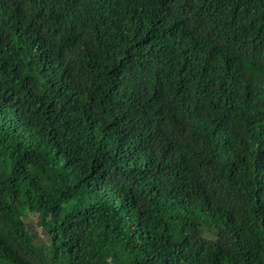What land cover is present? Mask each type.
Masks as SVG:
<instances>
[{
    "label": "trees",
    "instance_id": "1",
    "mask_svg": "<svg viewBox=\"0 0 264 264\" xmlns=\"http://www.w3.org/2000/svg\"><path fill=\"white\" fill-rule=\"evenodd\" d=\"M0 264H264V0H0Z\"/></svg>",
    "mask_w": 264,
    "mask_h": 264
}]
</instances>
